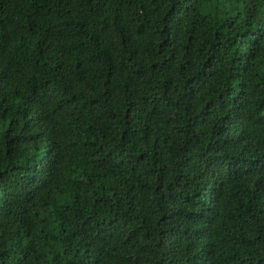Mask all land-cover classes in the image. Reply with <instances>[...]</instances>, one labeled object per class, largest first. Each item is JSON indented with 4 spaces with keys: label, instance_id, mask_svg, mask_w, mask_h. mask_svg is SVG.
<instances>
[{
    "label": "trees",
    "instance_id": "1",
    "mask_svg": "<svg viewBox=\"0 0 264 264\" xmlns=\"http://www.w3.org/2000/svg\"><path fill=\"white\" fill-rule=\"evenodd\" d=\"M0 264H264V0H0Z\"/></svg>",
    "mask_w": 264,
    "mask_h": 264
}]
</instances>
